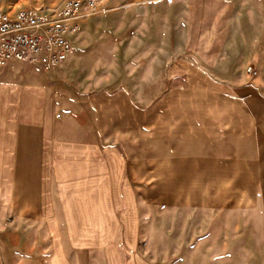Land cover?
<instances>
[{
	"label": "crops",
	"instance_id": "obj_1",
	"mask_svg": "<svg viewBox=\"0 0 264 264\" xmlns=\"http://www.w3.org/2000/svg\"><path fill=\"white\" fill-rule=\"evenodd\" d=\"M118 2L116 74L75 73L74 37L65 71L0 82V264H93V244L79 239H93L95 192L111 202L107 251L137 264L142 178L179 163L182 191L203 178L186 207L197 208L214 264L223 232L248 233L222 226L214 186L223 162L244 159L233 137L257 134L264 151V0ZM15 92L21 107L3 102Z\"/></svg>",
	"mask_w": 264,
	"mask_h": 264
},
{
	"label": "rangeland",
	"instance_id": "obj_2",
	"mask_svg": "<svg viewBox=\"0 0 264 264\" xmlns=\"http://www.w3.org/2000/svg\"><path fill=\"white\" fill-rule=\"evenodd\" d=\"M64 1L66 0H0V11L13 13L25 8L57 7ZM118 7V0H97L94 14L81 22L73 50L77 49L82 59L75 65L78 68L75 73L84 74L93 70L94 75L100 78L104 72L117 73ZM53 71H65L64 65L50 70L37 69L25 63L8 65L0 68V82L22 84L28 81V75L33 79L35 73ZM6 72L15 73L11 81L6 79L7 76L4 75ZM31 79L29 81L33 82ZM97 81L101 83L102 80ZM97 87L100 89L101 84ZM19 94L21 93L15 92L12 99L3 96V102L6 103L8 98L12 105L21 107L23 97ZM112 98L114 96L110 97ZM98 114L101 116L100 112ZM124 114L121 113L122 117ZM127 114L130 115L126 113V116ZM107 115L110 116L111 125L116 124L119 112H108ZM130 119H133V114ZM112 128L110 130L116 132V127ZM133 131V128L127 129V136L132 137ZM229 141L233 147L234 143H237L238 152L232 155L243 156L244 159L223 162L221 176L214 186L217 188L216 198L222 200V226L247 227L248 233L223 232L221 247L226 254L217 258L221 260V264H264V239L261 237L264 235L262 141L257 134L253 138L239 136ZM182 169L181 163L173 169L164 165L153 170L154 174L142 178L143 188L141 193H138L142 200V223L141 233L136 241V249L140 253L137 264H214L213 247L208 240L199 239L201 226L197 208L186 207L187 203L193 205L199 198L198 187L203 178L198 175L191 176L190 191H182L185 179L181 174ZM214 187L212 179L208 188L209 193L206 195L213 197ZM138 196L136 193V198ZM109 202L105 192L94 193L93 239L88 238L86 241L79 239V247L84 243L93 244L95 251L93 264H109L113 258L114 263L117 262V257H113L107 251V247L113 246V239L110 237L113 226L109 223L111 203Z\"/></svg>",
	"mask_w": 264,
	"mask_h": 264
},
{
	"label": "built area",
	"instance_id": "obj_3",
	"mask_svg": "<svg viewBox=\"0 0 264 264\" xmlns=\"http://www.w3.org/2000/svg\"><path fill=\"white\" fill-rule=\"evenodd\" d=\"M96 7L97 0H66L57 7L0 11V68L18 63L44 70L61 67L81 22ZM246 71L257 74L251 66Z\"/></svg>",
	"mask_w": 264,
	"mask_h": 264
}]
</instances>
